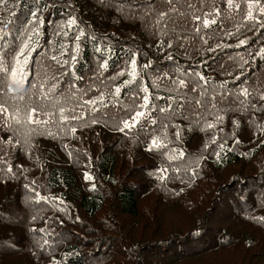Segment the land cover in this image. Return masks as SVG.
Here are the masks:
<instances>
[{"label": "trees", "instance_id": "1", "mask_svg": "<svg viewBox=\"0 0 264 264\" xmlns=\"http://www.w3.org/2000/svg\"><path fill=\"white\" fill-rule=\"evenodd\" d=\"M249 2L264 7L0 0V264H264V15L245 22ZM20 49L27 83L11 76ZM145 87L147 116L121 131ZM33 107L46 123H27Z\"/></svg>", "mask_w": 264, "mask_h": 264}, {"label": "snow or ice", "instance_id": "2", "mask_svg": "<svg viewBox=\"0 0 264 264\" xmlns=\"http://www.w3.org/2000/svg\"><path fill=\"white\" fill-rule=\"evenodd\" d=\"M166 2L168 4H174L176 2V0H166ZM228 4H229V7H232V0H228ZM236 7H237V9H239V5H236ZM247 7H248L247 14H246V16L243 17V20L245 22L254 21L256 19L254 16V13H253L254 7H259L261 15H264V7H260L259 5H254L251 2L248 3ZM217 14H219V13H217ZM167 15H168V12L161 10L159 12L160 20H163L164 17ZM195 19L198 21L199 17H196ZM157 22L159 23V21H157ZM257 22H259V21H257ZM210 23L215 24L216 21L215 20L210 21L209 19L205 18L203 21V28H205V29L209 28ZM73 24H75L74 20L69 21V25H73ZM197 30L199 31V29H197ZM80 35H84V33L81 32ZM229 35H234V34L229 33ZM79 38H80L79 36L76 37L77 40H79ZM244 44H245V41L241 40L240 45H244ZM22 55H24V49H20V51H19V54H18L17 60H16V63L18 66L11 68V76L13 78H16L17 76H19L21 80H23L25 83H27L28 78L25 74V70L23 69V67L19 66L20 65L19 56H22ZM257 55L264 57V49H261V51ZM169 59H171V57H169ZM24 63H27L26 59L24 60ZM245 63H247V61H245ZM131 68H132V70L129 73V75L131 76V79L128 81H125V86L131 85L136 80V60L135 59H133L131 61ZM8 71H9V69L7 67H4L3 62L0 61V73H6ZM121 75H123V73H121ZM201 79H204V78L201 77ZM237 79H239V77H237ZM2 80H3V77L0 76V87H2ZM183 86H184V81L180 80L178 83V87H183ZM55 90H56V85H53L52 88L50 89V91H55ZM9 91H11V89H9ZM114 91H115L116 96H119V94L122 92V88L116 87ZM141 91H143L145 93V95L143 96V103L141 105H139V107L144 109V111H135V113L131 117L130 121L125 120L123 122V127L120 129L121 131L131 130V128L135 127L137 124L140 123L142 118L147 116V109H149L151 100H150V97L148 95V89L146 87L142 88ZM242 95L247 97L249 95L248 90L247 89L242 90ZM260 98L264 99V93L261 94ZM87 103H89L90 105H95L97 102L90 100ZM101 103H102V101H101ZM197 103H199V101H197ZM93 110H95V109H93ZM160 110L164 111V109H160ZM42 111H43V109L39 108V107L31 108L30 113L26 115L27 123L28 124H37V125H39L41 123H46V122H42L40 119L36 118L39 115V113ZM60 111H61V114L63 116L64 110L61 109ZM6 112H8V109L6 107H0V113H6ZM14 119H15V122L17 124L22 123L21 119L19 118V112H17V116L14 117ZM152 123H155V121H152ZM6 124L10 128V130H13L10 123L6 122ZM208 127H212V125H208ZM13 131H19V129H14ZM37 131H38V129H36V128H32L29 130L30 133H35ZM73 131H74V129H73ZM177 136H179V132L177 133ZM152 143H153V146L159 147V145L156 143L155 140H153ZM237 143H239V141H237ZM221 148H223V145H221ZM181 155H183V153H181ZM9 171H11V169H9ZM86 179H91V177H88L86 175ZM37 195H39V194H37Z\"/></svg>", "mask_w": 264, "mask_h": 264}, {"label": "bare ground", "instance_id": "3", "mask_svg": "<svg viewBox=\"0 0 264 264\" xmlns=\"http://www.w3.org/2000/svg\"><path fill=\"white\" fill-rule=\"evenodd\" d=\"M77 181V180H76Z\"/></svg>", "mask_w": 264, "mask_h": 264}]
</instances>
